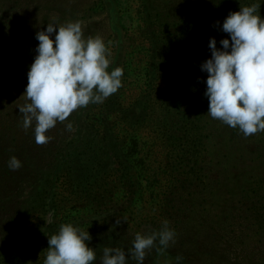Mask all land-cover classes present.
<instances>
[{"label": "rangeland", "instance_id": "rangeland-1", "mask_svg": "<svg viewBox=\"0 0 264 264\" xmlns=\"http://www.w3.org/2000/svg\"><path fill=\"white\" fill-rule=\"evenodd\" d=\"M170 2L188 14L198 0H147L146 4L167 9ZM143 6L144 0H0V126L9 121L24 129L18 107L30 102L24 92L37 55L36 33L54 21L58 25L79 21L85 38L102 37L111 52L108 71L123 69L118 89L123 105L142 98L149 88L150 48ZM208 43L201 41L199 52L194 44L190 54L198 60L204 56L202 62L210 58ZM189 58L178 57L192 62ZM103 103H90L57 122L49 130L55 133L52 142L57 140L65 149L79 144L85 127L82 118L81 123L77 120L86 113L98 118ZM208 107L206 98L202 112L211 140L193 158L168 154L164 141L155 136L127 142L126 132L116 127L114 135L125 142L129 156L133 192L124 186L103 201L93 197L79 201L58 187L54 209L48 213L39 209L29 218L15 220L13 208L0 209L4 245L0 264H45L48 237L67 223L87 230L92 237L87 243L93 249L112 241L118 248L125 246L126 264H138L130 254L136 234L159 231L165 219L176 233L175 240L166 249L157 240L146 250L143 264H264V132L245 137L237 128L234 139L219 138L232 127L213 119ZM69 122L72 131L66 130ZM98 134L91 137L96 141ZM95 256L102 264L103 251Z\"/></svg>", "mask_w": 264, "mask_h": 264}, {"label": "trees", "instance_id": "trees-1", "mask_svg": "<svg viewBox=\"0 0 264 264\" xmlns=\"http://www.w3.org/2000/svg\"><path fill=\"white\" fill-rule=\"evenodd\" d=\"M146 1L143 13H146L144 35L150 42L149 88L142 98L126 107L120 90L110 95L96 112L98 125L93 113L80 116L77 121L81 123L82 118L84 122L85 138L69 149L57 145V140L52 142L54 132L48 131L46 135L51 139L41 145L35 142V126L25 130L13 122L2 124L1 212L13 208L15 220L29 218L39 209L48 213L54 209L58 187L79 201L91 197L103 201L124 186L133 192L125 142L121 143L114 135L117 126L126 132L127 142L135 137L155 136L164 141L168 154L177 158H193L206 148L211 133L203 116L202 101L207 98L204 93L208 74L200 68L204 56L196 59L190 54L191 48L197 44L194 51L199 52L201 41L206 43L211 37L216 39L217 48H221L220 40L229 38L222 31L225 17L240 7L260 4L259 14L264 18V0H198L188 14L177 11L171 2L167 9H162L161 4L147 7ZM181 55H187L192 62L179 60ZM236 129L230 128L217 136L234 139ZM96 132L99 134L95 141L91 135ZM12 156L22 162L18 170L8 167ZM93 247L100 253L106 247L118 248V245L107 241ZM3 248L0 244V255ZM120 249L124 250L125 246Z\"/></svg>", "mask_w": 264, "mask_h": 264}, {"label": "clouds", "instance_id": "clouds-1", "mask_svg": "<svg viewBox=\"0 0 264 264\" xmlns=\"http://www.w3.org/2000/svg\"><path fill=\"white\" fill-rule=\"evenodd\" d=\"M259 6L230 12L222 23V31L230 39H221L222 47L217 48L216 39L211 37V56L200 65L201 71L208 74L204 93L209 101L207 113L238 128L245 137L264 132V18ZM53 33L54 39L50 38ZM36 39L37 55L29 67L24 92L30 102L18 108L24 117L23 128L27 130L35 123V142L42 145L50 141L46 133L57 122L67 120L78 108L103 103L116 93L122 87L124 73L120 67L108 71L111 52L103 38H85L79 21L64 25L54 21L37 32ZM66 130H73L71 122ZM8 167L18 170L22 162L12 156ZM175 236L165 219L159 231L137 233L130 254L143 264L146 250L153 248L157 240L166 249ZM91 239L87 230L62 224L57 234L48 237L45 264H92L96 256L87 243ZM102 264H126L125 251L104 248Z\"/></svg>", "mask_w": 264, "mask_h": 264}]
</instances>
